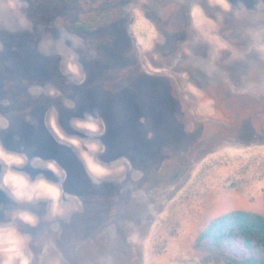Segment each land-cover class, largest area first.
I'll list each match as a JSON object with an SVG mask.
<instances>
[{
  "label": "rangeland",
  "instance_id": "obj_1",
  "mask_svg": "<svg viewBox=\"0 0 264 264\" xmlns=\"http://www.w3.org/2000/svg\"><path fill=\"white\" fill-rule=\"evenodd\" d=\"M0 172V264H226L194 241L264 215V0H0Z\"/></svg>",
  "mask_w": 264,
  "mask_h": 264
},
{
  "label": "trees",
  "instance_id": "obj_2",
  "mask_svg": "<svg viewBox=\"0 0 264 264\" xmlns=\"http://www.w3.org/2000/svg\"><path fill=\"white\" fill-rule=\"evenodd\" d=\"M232 242L239 244L242 254L228 249ZM205 245L226 264H264V215L236 209L215 216L195 238V247Z\"/></svg>",
  "mask_w": 264,
  "mask_h": 264
},
{
  "label": "clouds",
  "instance_id": "obj_3",
  "mask_svg": "<svg viewBox=\"0 0 264 264\" xmlns=\"http://www.w3.org/2000/svg\"><path fill=\"white\" fill-rule=\"evenodd\" d=\"M65 39H70L73 41V43H78V38L76 37H72V36H66L65 34H61V37L56 40L53 41L50 37H45L41 43H40V50L42 52H44L45 54H47V52L49 51V49L53 46H55L57 51H60L63 48V42ZM48 167H52L51 164L48 165ZM51 191H55V189H51Z\"/></svg>",
  "mask_w": 264,
  "mask_h": 264
},
{
  "label": "flooded vegetation",
  "instance_id": "obj_4",
  "mask_svg": "<svg viewBox=\"0 0 264 264\" xmlns=\"http://www.w3.org/2000/svg\"><path fill=\"white\" fill-rule=\"evenodd\" d=\"M19 171V170H18ZM3 172V171H2ZM2 172H0L1 174H0V193H2V187H1V184L3 185L4 183V177H2ZM8 196H10V199H11V195H8ZM3 198H2V196L0 195V202H1V200H2ZM9 199V200H10ZM11 201V200H10ZM3 217H1L0 218V225H3V224H5V222L3 221ZM28 248H30L31 249V247L30 246H28ZM33 248V247H32Z\"/></svg>",
  "mask_w": 264,
  "mask_h": 264
}]
</instances>
